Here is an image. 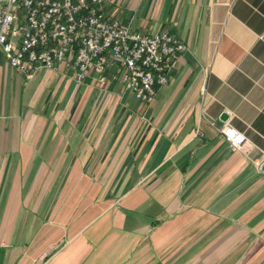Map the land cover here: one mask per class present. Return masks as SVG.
I'll list each match as a JSON object with an SVG mask.
<instances>
[{
  "label": "crops",
  "instance_id": "obj_1",
  "mask_svg": "<svg viewBox=\"0 0 264 264\" xmlns=\"http://www.w3.org/2000/svg\"><path fill=\"white\" fill-rule=\"evenodd\" d=\"M106 12L187 49L150 103L114 67L102 85L0 57V264H264V0Z\"/></svg>",
  "mask_w": 264,
  "mask_h": 264
},
{
  "label": "built area",
  "instance_id": "obj_2",
  "mask_svg": "<svg viewBox=\"0 0 264 264\" xmlns=\"http://www.w3.org/2000/svg\"><path fill=\"white\" fill-rule=\"evenodd\" d=\"M108 0H0V57L27 78L61 64L77 69L78 80L106 71L135 96L152 102L156 86L169 81L187 45L168 32L142 33L107 15ZM232 149L247 136L230 122L215 125ZM257 160L256 165L262 166Z\"/></svg>",
  "mask_w": 264,
  "mask_h": 264
},
{
  "label": "water",
  "instance_id": "obj_3",
  "mask_svg": "<svg viewBox=\"0 0 264 264\" xmlns=\"http://www.w3.org/2000/svg\"><path fill=\"white\" fill-rule=\"evenodd\" d=\"M222 118H223V119H227V118H228V114H227V113H223V114H222ZM263 168H264V165H263Z\"/></svg>",
  "mask_w": 264,
  "mask_h": 264
}]
</instances>
